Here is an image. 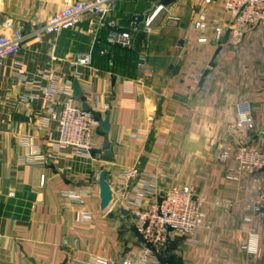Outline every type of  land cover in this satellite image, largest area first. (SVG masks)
<instances>
[{"label":"crops","instance_id":"crops-1","mask_svg":"<svg viewBox=\"0 0 264 264\" xmlns=\"http://www.w3.org/2000/svg\"><path fill=\"white\" fill-rule=\"evenodd\" d=\"M64 1L0 0V34L7 33L4 24L12 20L27 36L21 51L0 68V264H90L97 256L117 262L136 257L140 237L132 215L101 214L95 180L103 167L109 168L112 185L129 167L156 176L157 195L150 200L162 197L167 187L182 185L204 196L202 228L191 241L174 238V246L163 254L166 264H264V217L248 209L255 179L228 180L237 163L219 158L223 148L238 141L264 146V27L237 45L226 41L215 47L198 43L199 37L212 36V28H193L199 14L209 10L204 0H177L169 6L158 0H116L110 16L134 35L137 52L135 73L125 75L110 61L97 62V46L103 56L112 48L104 39L105 30L90 15L74 30L35 40V32ZM139 16V21L132 20ZM147 22L153 26L150 31ZM142 38L153 73L139 81ZM82 52H92L91 67L73 64ZM18 63L25 80L15 69ZM44 72L70 82L72 89L76 81L81 95L75 105L82 108L85 100L101 122L109 118L114 163L97 157L105 140L101 122L93 158L31 161L33 147L44 152L56 136L55 123L42 122L49 114L43 100H26L28 81L39 89L47 85ZM76 73H83L84 79L75 78ZM243 102L253 107L251 131L237 126ZM26 137H32V148L24 146ZM70 191L80 193L84 204L70 202ZM78 210H89L94 220L76 221ZM253 231L257 246L250 251Z\"/></svg>","mask_w":264,"mask_h":264},{"label":"built area","instance_id":"built-area-1","mask_svg":"<svg viewBox=\"0 0 264 264\" xmlns=\"http://www.w3.org/2000/svg\"><path fill=\"white\" fill-rule=\"evenodd\" d=\"M161 0H158V2ZM208 11H202L195 20V30L213 29L212 36H201L198 43H209L215 47L223 45L227 32L228 40L232 44L241 43L248 33L264 27V0H204ZM116 10V0H65L64 6L45 21L43 26L35 32V40L42 41L46 35L59 36L64 31L77 28L86 15L92 16L102 30H105V41L112 46L125 49H135L134 35L120 28L116 19L110 14ZM169 19L178 18L169 15ZM151 22L146 23V29H152ZM7 33L0 34V68L6 65L10 57L16 56L22 49L27 36L22 27L15 25L12 20L4 24ZM140 53L137 60V69L140 73L137 79L144 81L145 76H151L153 71L147 67V56L144 51L148 44L144 38L140 40ZM51 60L55 57L52 55ZM92 52L78 53L74 65L91 67ZM20 79L25 80L24 71L15 65ZM110 73V72H109ZM48 81L42 89L35 82L26 83L30 95L43 100L49 114L43 119L48 125L55 123L56 136L50 138L44 152L34 149L30 153L32 162H41L46 159L67 158L81 155L93 158L96 149L95 137L99 131L100 115L92 110H84L75 105L72 84L64 81L60 76H53L44 72ZM112 77L113 73H110ZM117 75V74H115ZM83 73H76L75 78L84 79ZM112 78L108 79L111 84ZM84 83V82H83ZM84 89L90 92L88 85ZM106 108H109L107 105ZM237 126L251 131L255 126L252 104L243 102L238 108ZM23 144L32 148V137H26ZM219 158L226 162L234 161L237 166L232 168L227 179L239 181L245 176L255 179V195L248 201V209L264 217V146L246 144L238 141L236 145L223 148ZM123 178L114 183L115 202L109 213L128 209L132 215V224L140 237V247L136 257L125 258L120 262L104 257H95L90 264H166L161 259V253L166 250L174 238L183 237L191 241L202 228L206 218L204 210V196L190 185L170 186L163 192L162 197L150 200L151 195H157L158 178L146 177L137 167L125 168ZM70 202L84 204L80 193H67ZM108 213V214H109ZM76 221L90 222L94 215L89 210H78L75 213ZM247 220H251L250 217ZM256 232L250 234L249 250L254 251ZM257 246V245H256Z\"/></svg>","mask_w":264,"mask_h":264},{"label":"water","instance_id":"water-1","mask_svg":"<svg viewBox=\"0 0 264 264\" xmlns=\"http://www.w3.org/2000/svg\"><path fill=\"white\" fill-rule=\"evenodd\" d=\"M177 0H161L159 1L160 5L163 6H169L173 3H175ZM133 18L132 20L134 21H139L140 19H142V17H137ZM228 33H226L224 40H223V44L226 43L227 38H228ZM221 47V46H220ZM220 50V48L218 49V51ZM73 91H74V98H78L81 95V91L79 89L78 83L76 81L73 82ZM82 103V108L84 110H89V105L87 104V102L85 100L81 101ZM101 127L102 130L105 132V140H104V144H103V151L100 155H98V159H100L101 161L105 162V163H114L115 159H114V155H113V151H112V147L111 144L109 142L108 139V131H109V118L107 117L104 121L101 122ZM108 171L109 168L108 167H103L99 173L98 176L95 180V183L99 186V196H100V210H101V214L103 216L107 215L109 213L110 208L112 207V205L115 202V197H114V186L111 184L110 180L108 179ZM130 210L122 208L119 211V214L121 215H128L130 214ZM174 243L172 242L171 245H173ZM64 264H69L68 260L65 261Z\"/></svg>","mask_w":264,"mask_h":264},{"label":"trees","instance_id":"trees-1","mask_svg":"<svg viewBox=\"0 0 264 264\" xmlns=\"http://www.w3.org/2000/svg\"><path fill=\"white\" fill-rule=\"evenodd\" d=\"M112 48V49H111ZM108 51H105L104 56L100 54V49L96 47V58L98 63L107 64L109 61L114 67L117 73L133 75L136 69V50L125 49L120 46H112ZM95 154V150L93 152ZM165 250L161 253V259L163 262H167L166 258H163ZM172 263V257L170 258Z\"/></svg>","mask_w":264,"mask_h":264},{"label":"rangeland","instance_id":"rangeland-1","mask_svg":"<svg viewBox=\"0 0 264 264\" xmlns=\"http://www.w3.org/2000/svg\"><path fill=\"white\" fill-rule=\"evenodd\" d=\"M131 214V213H130Z\"/></svg>","mask_w":264,"mask_h":264}]
</instances>
